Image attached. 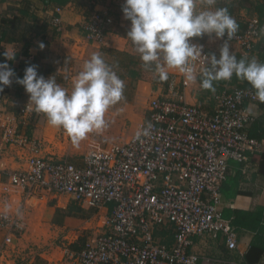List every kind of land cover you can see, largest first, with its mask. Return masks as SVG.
<instances>
[{"label": "built area", "instance_id": "obj_1", "mask_svg": "<svg viewBox=\"0 0 264 264\" xmlns=\"http://www.w3.org/2000/svg\"><path fill=\"white\" fill-rule=\"evenodd\" d=\"M64 8L52 6L50 24L57 31L64 27ZM115 19L108 11L95 10L81 24L86 39L99 47L107 45ZM262 34L261 19L253 16L230 40L247 55ZM191 40L203 45V55H211L204 43ZM0 63L5 62L0 58ZM192 64L198 78L203 58ZM194 82L181 72L170 74L168 94L150 100L146 120L137 124L128 140L105 145L94 139L79 163L42 154L44 141L30 136L27 126L46 116L34 110L29 98L18 112L2 108L0 176L7 179L0 181V195L21 192L28 199L67 194L88 207L106 210L104 231L87 235L79 250L66 249L69 264H264V259L245 260L239 230L224 215L222 192L230 160L248 161L264 148V140L249 133L255 121L249 105L260 101L251 85L228 83L212 96L211 105L192 104L186 89ZM145 129L147 134H141ZM9 152L25 159V166L11 168L6 161ZM0 228L6 230L2 254L22 236L26 223L20 214L0 209ZM170 228L173 242L167 243L158 233ZM193 236L221 238L239 258L193 251Z\"/></svg>", "mask_w": 264, "mask_h": 264}, {"label": "crops", "instance_id": "obj_2", "mask_svg": "<svg viewBox=\"0 0 264 264\" xmlns=\"http://www.w3.org/2000/svg\"><path fill=\"white\" fill-rule=\"evenodd\" d=\"M246 1L247 3L243 4V0H221V2L218 0L216 7L219 5V7H227L228 10L230 8L229 13L237 21L238 30L245 28L249 18L253 16L261 18L263 34L254 49V51L256 50L254 52L256 55L259 53L258 49L264 48V0ZM53 4L55 2L49 0H0V44L2 47L0 58L4 62H9V65L15 71L16 77L22 78L25 68L29 65H35L38 74L43 75L45 78L55 76L57 83L71 92L73 80L79 71L82 70L83 63L90 59L93 53L99 52L105 62L111 65L112 68L116 63L120 67L130 63L132 60L137 61L140 58V54L136 51L131 40L123 33L128 32L131 27V21L125 18L122 11L124 0H69L64 4V29L61 31H57L50 24ZM202 7L206 6L198 4V10ZM95 10L108 11L116 18V24L108 34V44L102 47L89 42L81 28V24ZM241 20H243L242 23L240 22ZM211 39L215 40L216 38L212 37ZM41 43L44 45L43 49L40 48ZM233 44L236 48L231 51L235 53L237 59L243 57L251 59L253 57L252 52L250 53L251 57H249V54L244 55L243 50L236 43ZM205 45L208 48L207 50H209L210 45L208 46L206 43ZM217 47L219 49L220 45L217 44ZM209 52L211 53V50ZM5 53L10 55L15 54L14 59H8ZM257 58L260 57L257 56ZM261 61L264 63L262 57ZM167 71L168 77L172 73H180V70L177 68L167 69ZM118 76L120 77V75ZM16 77H13L9 92L0 95V110L5 108L8 111L18 112L20 106L29 98V94L25 91V88L16 83ZM233 77L237 81L236 76L233 75ZM200 80L201 77L199 75L194 84L186 89L187 101L189 103L203 105L200 97L209 90H205L200 86ZM123 81L126 84L129 82V78L127 77ZM165 81L166 86H164L161 80L142 77L137 82L134 100H127L120 105H116L115 108H136L141 103L142 108H147V111L145 115H142L143 118L138 123L146 120L150 100L168 94V79ZM237 82L240 83V80ZM223 88L224 85L220 86L213 92L212 96ZM212 96H209V102H204L203 107L211 105ZM249 110L255 115V121L250 125L249 133L260 140H264V103H251ZM27 132L30 136L44 141L42 154L55 159L67 157L76 163L81 162L89 142L96 139L93 137V133L92 135L89 133V137L87 136L85 139L84 145L82 144L83 140L79 144H74L63 128L51 126L47 118H36L27 126ZM75 149H79L78 151L80 152L77 151V154H74ZM69 153L74 156L69 157L67 155ZM263 154L264 148L260 153L250 156L248 161L239 162L233 159L230 160L228 177L225 179L226 181L222 188L225 217L235 220L241 215V224L237 226L239 230L238 245L240 250L244 251L245 254L254 242L264 247V238H260V235L264 236V172L261 171ZM75 155H78L77 158H71L75 157ZM6 161L13 169L25 166V159H16L11 152L8 153ZM5 179H7L6 176H0V181ZM57 197L33 196L26 199L21 192L13 193L12 195H0V209L20 214L26 223V230L21 237L16 239L17 241L23 239L28 231L29 223L26 216L29 208H33L31 206L40 203H50V199L53 200ZM57 207H64V205L58 200L57 204L53 205V208ZM55 213V210H51L52 216ZM247 213H250V216H245ZM249 218L252 220L249 221ZM5 235L6 230L0 228V240H2L0 250L4 244ZM158 237L162 241L172 243L173 230L171 228L160 230ZM192 239L194 244L192 245L193 251L206 252L226 260L239 258L237 252L230 253L226 249L221 238L211 239L193 236ZM16 240L12 245L6 246V249L0 255H4L10 249V246H15ZM81 245L83 243L78 244V242H74L70 247L71 250H79ZM19 256L17 254V257ZM40 257L42 258H38L35 261V256H31L28 261L21 264L69 263L68 257L61 259L60 257L56 258L52 254L41 255ZM262 259H264V256H262ZM16 260V258L11 260L5 259V261L0 260V264H17Z\"/></svg>", "mask_w": 264, "mask_h": 264}, {"label": "clouds", "instance_id": "obj_3", "mask_svg": "<svg viewBox=\"0 0 264 264\" xmlns=\"http://www.w3.org/2000/svg\"><path fill=\"white\" fill-rule=\"evenodd\" d=\"M218 0H124L122 11L131 21L127 37L140 54L146 68L155 67L161 81L168 79L167 69L177 68L188 81L197 79L192 62L203 58L200 86L215 91L214 82L231 80L233 75L246 80L255 90L256 98L264 103V63L255 57L237 59L227 41L220 48V56L203 55V45L191 38L207 35L228 40L238 30V23L227 7H215ZM198 4L202 7L198 10ZM43 43L40 48L43 49ZM8 59L15 54L5 53ZM205 61L210 64L206 65ZM16 77L8 64L0 63V92ZM29 94V103L37 113H43L53 127L63 128L74 144L89 133L107 127L105 114L124 99L125 83L112 66L97 52L86 60L73 80L70 93L57 83L55 76L45 78L35 65L16 77ZM150 127V125H149ZM141 134H147V129Z\"/></svg>", "mask_w": 264, "mask_h": 264}, {"label": "rangeland", "instance_id": "obj_4", "mask_svg": "<svg viewBox=\"0 0 264 264\" xmlns=\"http://www.w3.org/2000/svg\"><path fill=\"white\" fill-rule=\"evenodd\" d=\"M243 2V4L247 3L246 0H243ZM213 7L215 8L216 5ZM242 21L243 20H241L240 22L242 23ZM123 33L127 35V32ZM212 37H215V35L213 34ZM196 38L199 39L202 43H206L208 46L210 45L209 50H211V53L215 54L217 58H219L220 56V48L225 43V41L228 42L230 50L236 48L233 44L235 42H233L232 40H228L227 35H225L224 38H216L215 40H210L207 35ZM217 44L220 45L219 49L217 47ZM258 50V54H254V52L256 51L255 50L252 51V55L259 62H262L261 57L264 61V48ZM252 55L249 53V57H251ZM257 56H259L260 58H257ZM113 68L116 71L119 68L117 74L120 75V78L122 80L127 79V77L129 78V82L125 84L124 99L118 102L116 105H120L127 100H134V93L137 89V82L142 79V77L151 79L155 78L158 79V81L160 80L155 72L154 65L152 68H146L140 58H138L137 61L132 60L130 63L124 64L120 67L116 63ZM236 80H240V83L235 81L234 77L231 81H215L214 88L216 90L220 86H225L228 83L236 85L245 84V82H247L246 80H241L237 77ZM161 82L164 83V86L167 85L166 81ZM213 92L215 91H206V93H204L203 96L200 97L203 105L205 104V101L209 102V96H212ZM68 93H70V91H68ZM116 105L112 106L105 114L107 127L100 132H92L93 137H95L105 145L110 142L128 140L131 134L135 131L137 123L143 118L142 115H145L147 111V108H142L141 103H139L136 108H115ZM85 139L83 140V145ZM78 150L79 149H75L74 154H77ZM67 155L69 157L74 156L71 155V153ZM77 156L78 155H75V157L71 158H77ZM58 200L62 205H64V207L53 208V205H56ZM31 207H33L34 209L29 208L26 216L29 223L27 229L28 231L24 235L23 239L18 241L16 240L15 246H10V249L4 255H0V260L5 261V259L11 260L16 258V263L21 264L28 261L31 256H35L36 261L38 258H42L40 257L41 255L46 256V254H52L56 258L60 257L61 259L63 257H68L69 263H71L72 260L66 253L65 249L71 250L70 246H72L74 242L82 244L85 237L92 232H101L105 230V227H103L105 215L104 211H99L96 208H91L87 205L81 204L67 194H59L56 199H50V203H40ZM14 208L16 207L14 206ZM58 208H61L63 211L58 212ZM51 210L56 211L54 216L51 215ZM260 238H264V236L262 237L260 235ZM0 243H2V240H0ZM63 251L65 252V254ZM17 254H19L20 256L17 257Z\"/></svg>", "mask_w": 264, "mask_h": 264}, {"label": "trees", "instance_id": "obj_5", "mask_svg": "<svg viewBox=\"0 0 264 264\" xmlns=\"http://www.w3.org/2000/svg\"><path fill=\"white\" fill-rule=\"evenodd\" d=\"M49 1H54L55 4H59L64 6V4L66 2H68L69 0H49ZM261 19V18H260ZM262 23V22H261ZM240 85V84H239ZM245 86L251 85L250 83L246 82L245 84H243ZM262 167H261V171L264 172V154L262 155ZM223 188V187H222ZM57 211H63L61 208H58ZM239 214V212H238ZM245 216H250V213H247ZM241 215L238 216V219L236 218L235 220L232 219L233 224L237 227L238 224H241ZM252 219L249 218V221H251ZM252 246L250 247L249 251L245 254V260L247 262H258L259 260L262 259V256H264V247L262 245H258L257 242H254L253 244H251Z\"/></svg>", "mask_w": 264, "mask_h": 264}]
</instances>
